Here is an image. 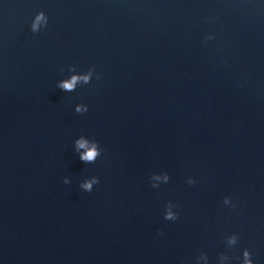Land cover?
I'll return each instance as SVG.
<instances>
[{"label":"water","instance_id":"obj_1","mask_svg":"<svg viewBox=\"0 0 264 264\" xmlns=\"http://www.w3.org/2000/svg\"><path fill=\"white\" fill-rule=\"evenodd\" d=\"M245 252L264 264V0H0V264Z\"/></svg>","mask_w":264,"mask_h":264},{"label":"clouds","instance_id":"obj_2","mask_svg":"<svg viewBox=\"0 0 264 264\" xmlns=\"http://www.w3.org/2000/svg\"><path fill=\"white\" fill-rule=\"evenodd\" d=\"M43 19H44V17H43L42 14H41V15H38V16L36 17V20H35V22H34L33 25H32V30H33L34 32L38 30V25L40 24V22H41ZM81 80H82L83 82L87 83L88 80H89V76H83V77H80V76H73V77H71L70 80L60 83V84L58 85V87L61 88L62 90H65V91H72V90L75 88L76 84H77L79 81H81ZM76 111L79 112V111H81V109L78 107V108L76 109ZM77 147H78V148H86V147H87V144H86V142H85L84 140L81 139V140H78V141H77ZM97 155H98V152L96 151V148H95V146L93 145L91 148H88V150H87L84 154H82V155L80 156V159H81V161H84V162H92V161L95 160V158L97 157ZM164 179H165V182H167V179H168L167 176H165ZM66 182H67V181H65V183H66ZM94 182H95V181H93L92 183H94ZM92 183H85V184H83V185H82L83 189H84L85 191L90 192L91 189H92ZM189 183L192 184V183H194V182H193V181H189ZM153 187H155V185H153ZM224 203H228V200L225 199ZM176 218H177V217H176L172 212H170V211L167 212V214H166V216H165V219H167V220H175ZM235 242H236L235 237H233L232 239L229 240V243H230V244H233V243H235ZM244 256H245V264H250V261L248 260V253L245 252V253H244Z\"/></svg>","mask_w":264,"mask_h":264}]
</instances>
